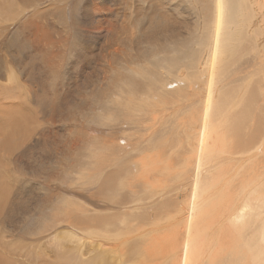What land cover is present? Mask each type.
I'll return each instance as SVG.
<instances>
[{
    "label": "rangeland",
    "instance_id": "obj_1",
    "mask_svg": "<svg viewBox=\"0 0 264 264\" xmlns=\"http://www.w3.org/2000/svg\"><path fill=\"white\" fill-rule=\"evenodd\" d=\"M23 1L24 0H2L3 4L7 7L8 17H7V15H6V17H5V15H4V17L3 16L0 17V58H1L0 59V72H1L0 73V83L4 82V84L6 83L9 87V85L12 84L11 82H13L10 80V72H9V71H12L13 75H14V80H15L13 86L18 84V89L20 90L21 94L23 95V99H22V97L15 99L13 93H7V90L4 92L0 91V101L11 102V101L17 100V102H22L21 103L22 105L24 104L23 106L26 107L25 109H27V112H28L27 114H23L20 116H5V114L1 110L0 111V127L2 126L3 123H5V127L3 130L0 131L1 132L0 134H2V132L8 133V134H22L25 132L26 133L29 132V134H27L28 136L24 134L25 138L28 137V139H24L23 143L20 144L21 146L17 144V145H13L11 147V149H7L6 146L0 145V210L3 212V214H2V212L0 211L1 212L0 213V216H1L0 217V241H1L0 242V264H60V262H59L60 260L63 264H69L70 261H71L70 264H77V263L78 264H96L98 256L103 255V251L105 252V254L106 253L108 254V255L106 254L107 256L105 255V257L111 262V264H130L125 259L120 258V250L118 248L123 247V249H127V248H130L132 246V243L134 244L136 242H139L138 238L139 237L141 238V236H145V234H143V233L146 232V230L148 228H150V226L151 227L154 226L153 222H157V219L159 221L160 217H162L165 214V212L170 214V217H169V219H167V221L163 220L164 222H166V223H164V222L163 223L168 226L167 229L170 232L172 230H175V229L178 231L179 229L185 228L184 225L188 224L190 222V218L192 217V215L194 217V216L199 214V211H201L203 206L206 205L205 202L207 200L210 201L212 199L211 202L208 201V203H207V204L211 205L214 202L215 203L219 202L217 200H221V199L224 200L225 199V201H226L227 197L230 198V195H231L230 191L231 190L229 188L234 189L236 191V194H235L234 193L235 191L233 190L234 196L231 195V197H232L231 199L233 201H229V203H228V209L232 210V208L239 206V203L241 204V203L247 201L248 199H250L251 195L255 192L256 189H261L264 186V171H263L264 170V163H263L264 162V150H263L262 145H261L264 143V141L261 140V142L259 144L260 146L258 145L257 147L256 146L251 147L252 149L249 148L248 146H245L243 148V150L241 149V146L245 143V139H246L245 134H246V132L251 131L253 124H248V127H250V128L247 127L246 128L247 130L243 128L242 130H245L244 132L241 130V132L244 133L245 139H244V137H242L243 135H241V137L238 136V137H236V139L234 138L235 140L231 141V143L234 142V145H235V146L233 145L234 149H232V150L228 147V145H226L227 138H229L228 133L230 135V129H228V127L225 126L226 128L224 127V129H223L224 143L221 144L222 147H220V145H219L216 148L217 150H215L211 153H206L205 156H206V158H208L207 159L208 162L204 161L206 158H204L201 155V152L199 150V148H202L201 145H203L202 150L205 149L206 143L205 142L203 143V141L206 140L205 138H207L209 133L210 134L212 133V130H208L207 128H202L203 127L202 126L203 119L201 116L202 114L200 116H199V114L202 113L201 111H203V109H201V111H199L200 107H202V105H201L202 103L200 104V102H202V98L204 97L203 96L204 92H206L209 85H210V88L213 90V93H215V91H216V89H218L220 83H223L225 80H227V81L235 80V78L237 76L233 73H229V71H227V70L223 71L221 74H219V76H214V78L215 77L216 78L214 79V81L212 83L213 85H212L209 81H207L211 77H208V79L206 80V74L209 73L210 70H207L206 72L204 71L201 74L200 69H197V71H196V69H193L194 71H192L191 68H190L191 70L188 68L189 70H187V72L192 71V75H193V76H191L190 80L192 82L196 80V83L198 82V84L201 87H203L202 88L203 93L201 90H199V89H201L200 86L198 84H196L195 82H193V84L198 89L195 86L194 87L196 89L194 87H192L193 84L187 80H185V81L183 80L184 81L183 83L175 82L174 89H175V87L178 88L177 90L175 89L176 91H179V90L182 91L183 90V93L181 92V94H183V95L186 93H188V94L185 95V98L184 97L182 98L183 95H180L181 96L180 100L178 98L179 96L176 97L175 99L172 98L173 101L176 102V103H174V106H173V104H170V103H172V101H169V102L166 101V103H163L164 105L160 104L161 99H162V101H164L163 100L164 98L160 97V93H162V92L158 91L156 88L153 89V88L148 87V89L145 90V92L147 91L146 93L143 92L144 94H142V92H140V93L138 92L135 95V92H133V91H130V93L125 92L123 94V88L120 86V96H119L118 101H117V103L120 105V109H125V107H126V109L127 108L132 109L130 111V114L126 113V115H124L121 118L123 120V121L120 120L121 122H118V121L116 122L115 120H112V119L108 120L114 115L115 110H110V109H107L105 107L98 106L97 104H95L93 101L99 102L100 100L98 97L92 96L94 93H90V94L87 93V95L90 97L91 100L90 99H86V100L84 99L85 102L83 100L77 99V98H79V96H75L76 98L74 97V99L71 96L70 99H68V101H66L67 104L65 103L64 105H62V111L60 113H57L54 116V112H53V109L51 107V103H53L54 101H57V98H54L52 96L53 94H55L58 91H60L63 95L64 94L66 95L68 92L69 93L71 92L72 93L71 95H73L74 93L75 94L78 93L79 92L78 90L81 89L80 88L81 84L79 82L80 87H78V85L75 84V81H79L78 79L80 78V75L83 72H87V71H89V69L93 70L95 68L94 66H96V65H98V67L99 66L102 67V69L100 67L96 71V73H101L102 75H104L106 77L105 83H107V81L109 83L110 81H112L111 79L120 78V75H119L120 72L119 71L122 69V66L124 65L122 57L125 55L130 56V54L134 55L135 52H136L135 55H137L138 52L136 51V46L139 43H141V45H145L148 43L147 40H143L144 37H143L142 33H144V31L139 30L140 25L138 26V23H137L138 18L143 16L145 19L144 21H145L146 26L147 25H148V27L150 26V21H149V19H147L148 17L146 15H142L141 12L139 11L141 9L146 13L150 12V10H148V9H150V7L148 6V4L145 3V1H144V3H141L143 1L140 2L139 0H133V1H131V0H125V1L120 0L119 2H117L118 4H116V2H113L114 4H112L111 0H100L101 3L100 2H98V3H99V6L102 8V11L96 15L99 19H101L102 22L98 24V28H94L93 26H88V27L84 26L83 27L84 30H82L83 34H84V39L81 41L78 38H73L72 36H69V39L71 41H74L72 43L77 44V47H74V50L72 52L68 51L66 54H65L64 49H63L64 46H59L58 38L56 37L57 36L56 31H55V33L51 34L52 29H53L52 27L55 25L54 22H56V19L54 16L55 12H53V9H55L56 7L63 8L65 6H67V3H65V0H43V2H41V4L38 3L39 0H37V1L36 0H30V1L25 0V1H27V2L24 1L25 3ZM72 1L75 3L76 7H78L77 8L78 9L77 14L80 15V18L85 19L86 14L92 13V12H90V10H88L86 8V0H71V2ZM131 2H134V3L136 2V3H135V5H134V3L132 5ZM129 3L135 7L130 6ZM184 4L188 5L187 3H184ZM26 5L28 7H24ZM137 5H140L141 7L138 6L139 8H137L136 7ZM37 6H39V7H37ZM40 7H42V8H40ZM187 7L188 6H186L185 8H187ZM185 8H184V10H185ZM188 8L191 10L186 11L185 15L189 16L190 24L194 25L195 22L197 23L196 12H198V11L196 8L195 9H192L191 7H188ZM188 8H187V10H188ZM39 9H40L41 13H40ZM137 9H139V10H137ZM33 10H35L34 13H32ZM131 10H133V11H131ZM37 11H39L38 14H35ZM124 13L125 14L127 13L126 14L127 16H125ZM46 14H49V15H46ZM254 14H255V16L259 17L260 20H262L260 22V24H264V5L262 3H256L255 4ZM31 16H33L34 18ZM174 17L175 16H173V18ZM7 18H9L10 20ZM174 19H175V20H173L174 26L178 25L179 23L176 21L177 18H174ZM253 19L255 20V17ZM48 22L51 23L52 27H50L51 25H49L50 23H48ZM171 24H172V22H171ZM8 26H9V28H8ZM146 26H145V28H146ZM4 27H7V29H9V30H6L5 32L2 31L1 29ZM54 29H56V28H54ZM87 29L90 31V34L96 33L99 37L95 38V39H98L97 40L98 42L94 41L95 43H93L91 45V47L85 48V46L83 44H84V42H86L88 40V38L86 37V35L88 34ZM10 30H11V32H10ZM145 30H147V28ZM184 31L186 32L187 28H184ZM138 32H140L142 36H140V34ZM26 33H28V34H26ZM31 33H32V36H31ZM155 35L158 36L159 34H155ZM106 36H108L107 37L108 40L106 39ZM132 36H133V38H132ZM161 36L162 35H160V37ZM257 36H259V37L262 36L261 37L262 39L260 38L261 40H259V42H258V44L262 48L264 46V40H263L264 39V31H263L262 35L259 33V34H257ZM53 38H54V40L51 42V40ZM120 39H121V41H120ZM144 39H147V38L145 37ZM126 40H128V41H126ZM140 41H142V42H140ZM29 42H30V44H28ZM27 44L30 46H28ZM134 45H135V50L133 48ZM196 46L197 45L194 44V42H193L191 47L193 49H195L194 47H196ZM34 48H35V50H34ZM77 51L81 55L86 54L87 60H89V56H91L93 58V60H91L92 61L91 62V68L90 67L88 68V64L85 60H78L77 56H74V55H72L73 57L71 56V54H74V52H77ZM54 55H57V57H55ZM98 57H100V58H98ZM50 61H52V62H50ZM224 61H228V60L224 59ZM110 62H115V63L113 64V66L110 67L109 66ZM144 65H146V64H144ZM257 66H258L257 71H255L254 67L251 68L250 73H248L245 78L247 79L246 81H249L250 77L254 76L253 77L254 79H252L253 83H250V85H252V84L256 85L257 84L258 88H259L260 81L264 83V80H263L264 79V65H263V67L261 64H258ZM62 68L65 69L64 76H66L65 78L67 80V83H64L58 77V70H60L62 72V70H61ZM255 72H256V74L253 75L252 73H255ZM54 75L55 76L57 75V77L54 78ZM202 75H204V76H202ZM198 76H199V78H198ZM200 76H202V78H200ZM262 76H263V78H262ZM220 77H222V79H220ZM223 77H226V78H223ZM227 77L229 79H227ZM52 78H54V79H52ZM57 78L59 80H61L60 83H62V85H60V83H58L59 81ZM197 78H198V81H197ZM245 78H242L239 81H236L235 84H237V85H234V86L230 85V86L225 88L226 94L231 93L233 90V93H231V95L232 94H233V96L235 94L238 95V97L234 96V97L239 98V99L236 98L237 104H238L239 100H240L241 104L245 100L244 99V88H243ZM260 78H262V79L259 80ZM199 79H200V82H199ZM201 79H203V80L205 79L204 81L206 83H204L203 80H201ZM52 80H55V81H52ZM209 80L211 81V79H209ZM241 81L243 83L241 86H239ZM15 82H16V84H15ZM189 82H190V85L192 87L191 88L192 90L190 89ZM214 82H216V83H214ZM68 83H71V85L68 86ZM81 83H82V79H81ZM99 84H101V83H99ZM215 84H218L215 86L216 88L214 87ZM52 85H54V87ZM180 85H184L185 87H186V85H188V86L185 89L184 86L182 87ZM91 86L92 85H89L88 89H90ZM178 86H180V87H178ZM220 86H222V85H220ZM227 88H228V90H227ZM229 88H231V89H229ZM82 89H83V87H82ZM184 89L186 92L184 91ZM193 89L198 90V93H197V91H195V90L194 91L196 92V94H199V95L195 94V96H194L195 92L193 91ZM204 89H206V90H204ZM235 89H236V93H235ZM241 89L243 90V92ZM100 90H102L101 92L104 93L103 98L106 97L107 95H110L109 94L110 89H108L105 85L98 87V91L96 93L100 94ZM64 91H65V93H64ZM199 91H201V93ZM237 92H242L243 98H241L242 94L241 93L238 94ZM246 92H247V90H246ZM246 92H245V96L246 95L248 96V93H246ZM173 93L174 92H172L170 95H172ZM191 93L193 94L192 96H191ZM45 94L48 95V100H49L50 105H47L48 107L39 105V107L37 106V108H36L38 97L41 100ZM128 94H129L130 98H129ZM200 94H203V95H200ZM139 95H140V98H139ZM133 96H134V99L131 98ZM193 96L195 98H193ZM199 96H202V98H200ZM136 97H138L139 100L136 99ZM158 97H159V99H158ZM154 98H156V99H154ZM196 99H197V101H196ZM156 100H157V102H159V104L155 103ZM177 100L178 101L182 100V101L178 102ZM198 100L199 101L201 100V101L199 102ZM87 101H88V103H87ZM90 101H92L93 104ZM145 101L147 102V104ZM189 101H193L191 103L192 105L189 104ZM77 102H79L80 104ZM110 102H107L108 106L111 104ZM124 102L126 105H124ZM148 102H149V104H148ZM151 102H152V105H151L152 107L150 106ZM215 102H213V103L210 102L211 103V104H209V107L211 106L210 110H212V107H214L212 105L216 104ZM255 102H253V103H255ZM193 103H194V105H193ZM253 103L248 102L244 106L238 108V110H241L244 108L245 110H243V111L241 110V111H242V113L243 112L246 113V114H241V111H240L238 117H239V120H240V118L242 119V120H240L241 123L242 122H251L254 120L253 111L255 108L258 107V105H259L258 109H260L261 105H260L259 101L256 102V103H259L258 105L256 103L255 104H253ZM154 104H155V106H154ZM166 104L168 106L172 105L169 107L171 109H172V107H173V109L175 107L176 108L179 107V108H178V110L175 109V111L172 109L175 112V113H172V112H169V108H167L168 106ZM176 104L178 105V107ZM195 104H196V106L198 104H199V106L201 105L200 107L198 106L199 110L195 106ZM94 105H96V106H94ZM140 105L142 107H140ZM183 105H185V106H183ZM192 106H195L193 108V110H191ZM249 106H250V108H249ZM251 106L254 109H252ZM246 107H247V110H246ZM41 108H43V109H41ZM161 108L164 110V111L162 110L163 113L161 112L162 114H164V116L161 114H160L161 116H158L160 113L159 109H161ZM40 109H41V111H40ZM142 109H143V112H142ZM42 110H44V111H42ZM156 111H159V112H156ZM176 111H179L178 114ZM191 111H194V112L197 111L198 113L199 112L200 113L198 114L196 112L197 114L195 113L196 114L195 115V114H192L194 112H191ZM147 112H149V113H147ZM168 112L171 113L172 115L175 114L176 116L175 115L172 116L171 114H170L171 115L170 116L167 114ZM186 112H187V114H186ZM228 112H230V111H228ZM146 113L148 115L149 114H153V115L149 116L150 117V119H149L147 117L148 115ZM179 113L181 114L180 117H179V115H180ZM92 114L95 115V119H90L88 117L89 115H92ZM154 114L155 115L157 114V116L155 117ZM165 115H168V117ZM183 115H185V116H183ZM187 115H189V118L192 117L191 115H193V117L190 118L191 120L194 118L193 122L191 121V124L193 125L194 121L196 120L197 122H199L198 123L199 126H197L198 124L195 122L194 125L197 124L196 125L197 127L196 126H195L196 128L194 126H193L194 128L191 127L190 121H189L190 119L188 118V120H187V117H188ZM216 115H217V113H216ZM129 116H131V117H129ZM197 116L199 119L196 118ZM244 116H245V118H244ZM145 117H147L148 119ZM142 119L144 122H147L149 120L148 123H150V124L147 125L148 123H144L142 121ZM146 119H147V121H146ZM154 119L155 120L157 119L158 121L156 120L157 121L156 122ZM131 121H133L134 125L131 123ZM134 121H136L138 126ZM186 121L187 122L189 121V123H188L189 125L185 126L184 122H186ZM42 122L45 124H42ZM128 122H130L131 124H129ZM127 123L129 125H127ZM139 123H141L140 126H139ZM141 126H142V129H141ZM181 126L182 127L184 126V127L182 129H180ZM188 126H190V127H188ZM35 127H37V128H35ZM149 127L151 129H148ZM156 127L157 128L163 127L165 130L163 128L162 129L160 128L161 130L158 131L159 129L155 130ZM152 128L154 131L152 130ZM184 128H186V129H184ZM183 129H184V131H182ZM202 129L204 130V132H207V131L208 132L203 133ZM79 130H81V131H79ZM150 130L155 132V133L158 132L157 133L158 135H155ZM176 130L181 131V132H177ZM197 130H198V132L196 133ZM200 131L202 132V134ZM125 132L129 136L125 135L126 134ZM184 133H185V135H184ZM191 133H192V136H194L195 133H196V135L194 137H192ZM224 133H226L227 135H225ZM85 134L87 135V137H85L86 136ZM90 134H92V135H90ZM197 134H199V135H197ZM203 134L204 135L208 134V135L204 136ZM89 136L90 137L92 136L93 138L92 137L90 138ZM147 136L149 138H147ZM22 137H23V135H22ZM104 137L106 139L108 138V140H106ZM203 137H204V139H203ZM30 138H31V140H30ZM127 138H129V139H127ZM130 138H132V139H130ZM201 138L203 139V141L201 140ZM144 139H147V141H149L150 143L146 142V140H144ZM186 139H187V141H186ZM173 140L175 143L173 142ZM236 140L237 141L243 140V141L238 143ZM143 141H145V142H143ZM184 141L187 143H185ZM106 142H107V144H105ZM119 142L121 145L119 144ZM165 142H168L170 145L166 144ZM192 142H193V144H192ZM200 142L202 144H199ZM7 143L8 142H6V144ZM98 143L102 146L101 149H100V146ZM117 143L120 145V148H119V145ZM147 143H148V145H150L151 143H152V145H155L156 150L152 149V148H154V146L152 147L150 145L148 147ZM240 143L242 144L241 146L239 145ZM93 144H94V146H93ZM143 144H145V145H143ZM194 144H195V147H194ZM107 145H109L111 149ZM141 145L144 146V148H146V149L140 148ZM105 146H107L110 150ZM236 146H239V147L236 148ZM112 147H117V148L116 149L113 148L114 150H112ZM147 147L151 148L153 151L151 152ZM161 147H162V149H160ZM259 147H260V149H259ZM86 148H88L87 149L88 151L86 150ZM78 149H79V151H78ZM82 149H85V150H82ZM129 149H132V151H130ZM141 149H142V152L140 151ZM147 149H148V151H147ZM238 149H239V152L243 155V157H245V159L241 158L242 155L240 153H239V155L237 154L238 152L236 150H238ZM249 149L251 152L249 151ZM253 149L254 150L259 149L258 151L256 150V154L257 155L259 154L258 156L255 155V151H252ZM115 150H118V152ZM135 150H136V152L137 151L138 152L136 153ZM162 150H164V151L162 152ZM233 150L235 151L236 154L235 153L233 154V152H232ZM95 151H97V152H95ZM111 151H113V152H111ZM125 151H127V152H125ZM147 152L150 155H154V152H155L154 161H156V159L157 160L161 159L163 161V158H166L167 160L164 161V163L162 164L163 168H159V166H157L156 164L154 167H152V164L151 165L150 164L145 165L143 163V161L141 163L142 156L144 157V156L149 155V154L146 155ZM246 152H247V154H245ZM89 153H91V156H87ZM97 153L100 155H98ZM113 153H115V154H113ZM125 153H129V154H125ZM142 153H144V154H142ZM221 153L225 154V157H223V155ZM231 153L233 155H231ZM79 154H81V156ZM167 154H168V157H171V156H173V158L176 157V161H173L175 159L172 160L171 159L172 157L167 158ZM84 155H85V157H83ZM128 155H130L131 157ZM235 155H236V157H234ZM72 156H73V158H72ZM140 156H141V158H140ZM193 156H195V157L193 158ZM196 156H198L199 158ZM230 156H233L232 157L233 159ZM238 156L239 157L241 156V157L239 158ZM43 157H45V158H43ZM158 157H160V158H158ZM188 157L190 158L189 159L190 161L192 160L191 162H194V161L196 162V163L195 162L191 163L193 165L196 164L195 165L196 167L194 166L195 168L189 164L190 161H188ZM219 157H221V158H219ZM38 158L41 160V164H43V162H42V160H43L44 164L46 166L57 167L58 169L55 168L56 169L55 173L58 171L62 172V170L64 172V173L63 172L59 173L57 178H56L57 180L51 181V183H54L56 181L58 185H60V183H61L62 186H68L66 189L68 191H70V193L65 194L66 192L62 188H57V190L53 191V192H55L57 194L61 193L60 198L69 199L70 201H72L73 205L80 206V207L82 206V209H84V207H86V208L89 207L90 209L88 208L89 212H87V214L90 213L91 215L89 214V216H86V219L84 217V218H80V220H77L76 222H74L75 220L72 219L73 217H71V218H68L69 216L67 218H66V216L64 217V215H69V214H63V216H59V218L56 221L49 218L48 222H47L49 224H47V223H46L47 225L41 224L42 229L40 228V226L39 227L37 226L38 227L37 231L28 228V227H31V226H28V224L31 225L30 221H33V219H35V217H37L36 214L38 215V211L37 212L35 211V208H36L35 206L37 203H39V200L42 198L41 197L42 194L39 195L37 193H32L31 190L37 188V187L32 188L33 183L36 186V183L31 180L33 175L32 174L24 175L23 171L26 169H29L30 167H33L35 165H37V166L41 165L39 163L40 160ZM120 159L121 160L123 159V161H121ZM170 159L173 161V163ZM256 159H258L260 162L261 161L262 162L257 163L259 161L257 160V162H256ZM74 160H75V162H73ZM209 160H210V162H209ZM177 161H178V163H177ZM175 162L177 164H174ZM230 162H231V164H228ZM36 163H38V164H36ZM169 163H170V166H169ZM214 163H216V164L213 165ZM245 163H247V164L245 165ZM157 164L161 165L160 163H157ZM199 164L202 167H204V166L205 167L202 168ZM203 164H204V166H203ZM259 164H261L262 166L260 165V167H259L258 166ZM69 165H71V167H69V169H67ZM166 165L168 168L165 167ZM172 165H175V167H172ZM178 165H179L180 169L176 171V169H177L176 167ZM230 165H232V166L230 167ZM73 166H74V168H72ZM125 166H127V167H125ZM187 166H190V167H187ZM219 166L222 167V169H224V170L222 171V169H220ZM233 166H234V170H233ZM14 167H16V168H14ZM183 167H186L187 169L183 168ZM198 167H200L201 173L199 172ZM2 168H4V169H2ZM59 168H61V169H59ZM118 168L121 169V173H120V171H117V170H120ZM147 168H149L148 170H150V172H148ZM173 168L174 169L176 168V169L174 170ZM205 168L207 169L206 170L207 175L205 172ZM72 169H73V171H72ZM181 169L183 170V172ZM225 169L228 173L225 171ZM248 169H249V171H248ZM155 170L157 171V173ZM166 170H168V171H166ZM216 170H218V172ZM110 171L111 172L117 171L116 173H118V179L116 178V181H115L114 185H112V189L110 190V192L105 191L106 189H108L107 187H109V186H105L106 189L104 191H101L98 188L97 182H93V184H92V176H93V180L95 179V181H97V177H100L99 174L103 175L102 173H104V175H106L107 174L106 172L109 173ZM145 172H147V173H145ZM184 172H186V173H184ZM239 172H242V174H240ZM258 172H261L260 174H258L260 176L256 175V177H255V174H257ZM53 173H54V170L52 171L51 174L53 175ZM208 173H210V174H208ZM172 174H174V175H172ZM175 174H176V176H175ZM187 174H189V175H187ZM194 174H195V176H194ZM200 174L202 175V177ZM246 174L247 175L252 174V176H254V178H252V182H250L251 180H249V181L246 180V179H249L250 177H252L250 175H249L250 177L248 176L249 178L244 179L248 182V185L246 187H243V185L246 183H244L245 182L244 180H243L244 182L242 183V181H241L242 179H240V177L243 178V176H245ZM119 175H122V177H121L122 179L119 177ZM144 175L146 176L145 178H144ZM149 175H151L150 178L155 182L150 183V184L149 183L146 184L145 180H146L147 176H149ZM210 175H212V177ZM220 175H221V177H220ZM241 175H243V176H241ZM157 176H158V178H157ZM216 176H219L220 178L216 177ZM231 176H233V177L235 176L234 177L235 180H233L234 185L232 184V180H231L234 178H232ZM128 177H129V179H128ZM182 177H183V179H182ZM207 177L208 178L211 177L212 179L208 180ZM228 177L229 178L231 177V178L229 179ZM237 177H238V179H237ZM258 177L260 179L256 180V179H258ZM131 178H132V180H130ZM165 178L167 179L166 181H165ZM178 178H180V179H178ZM25 179H27V180H25ZM41 179L43 180V175L41 178H39L38 181L41 182L42 181ZM76 179H77V182H75ZM119 179H120V181H119ZM184 179H185V182L183 181ZM190 179H192L193 181ZM63 180H65L64 181L65 183H63ZM88 180H90L89 183H91V184L85 185L89 188L88 190L87 189L85 190L82 187L83 186L82 183L85 184V182ZM186 180L189 184H187ZM198 180L202 181L203 183L199 182ZM66 181H67V183H66ZM125 181H127V182H125ZM170 181H172V182H170ZM194 181H196V182L198 181V182L196 183ZM256 181H257V183H256ZM130 182H131V184H129ZM141 182L144 184V186H143V184L142 185L140 184ZM162 182H163V184H162ZM222 182H224V184H222ZM239 182H241L243 185L241 186V183H239ZM126 183H127V185H126ZM135 183H136L137 187L135 186ZM167 183H169V186L170 187L172 186L173 189L168 187ZM170 183H171V185H170ZM215 183H216V186L217 185H220V186L217 188L215 186ZM151 184H154L156 186L151 185ZM195 184H196V186L198 185L199 187L194 186ZM257 184L259 186H255ZM128 185H129V187L131 186L130 187L131 190L129 189ZM138 185H139V187H138ZM238 185L242 187V189H241V187L239 188V190H240L239 193H238V189H237ZM249 185H251V186H249ZM253 185L256 188H254ZM3 186H5V187H3ZM8 186L10 188H8ZM80 186H81V188H80ZM96 186H97V188H96ZM190 186H191V188H190ZM232 186H233V188H232ZM248 186H249V189H247ZM11 187H12V189H11ZM135 187H136V189H133ZM209 187H213V188H209ZM251 187H252V189H251ZM119 188L123 189V190H120ZM137 188H139V190ZM198 188H200L201 191H199ZM92 189H94L95 192H94V190L91 192ZM140 189H141V191H140ZM156 189H158V190H156ZM135 190L137 193H138V191H139V194L141 193L140 195H142L141 196L142 199L140 198L139 194L135 193ZM155 190H156V192H155ZM183 190L184 191L186 190L185 193ZM192 190H194V192L196 190V192L194 193ZM202 190H203V192H202ZM205 190H206V192H205ZM244 190H245V192H244ZM130 191H132V192L129 193ZM209 191H210L211 195L210 194L206 195V193H209ZM218 191H220V192H218ZM9 192L10 193L12 192V194H11L12 196L10 195ZM43 192L44 191L42 190V193ZM127 192L130 194L131 197L129 196V194L127 195ZM133 192H134L135 196L133 195ZM146 192H147L146 195H149L151 197L147 198V196L144 195ZM177 192H179V193H177ZM228 192H229V196L226 194ZM98 193L103 194V195L105 194L104 195L105 198L103 197V195H99ZM150 193H151V195H150ZM169 193H170V195H169ZM237 193L239 195L236 197ZM70 194H71V196H69ZM107 194H108V196H107ZM124 194L128 197L129 200L125 197ZM136 194L138 195V198L136 197ZM175 194H178V196ZM165 195L169 199H167V197ZM222 195L224 198L222 197ZM10 196L12 197L11 199H13V200H11L9 198ZM132 196L135 198H133ZM182 196L184 197V199ZM187 196L190 197L189 198L190 200L187 198ZM220 196L222 198H220ZM2 197L6 198V203L8 206L6 204H4L5 200H4V198L2 199ZM158 197H159V199H158ZM233 197L235 198V200L233 199ZM97 198L99 199V201ZM139 198L142 200L141 202H140V200H137ZM209 198H211V199H209ZM244 198H246V199L244 200ZM120 199H121V201H120ZM238 199H240L241 202L238 201ZM146 200H149V201H146ZM150 200H151V202H150ZM158 200H160V201H158ZM168 200H170V201H168ZM35 202H36V204H33ZM159 202L161 204H163V206H165V204H166V206L168 208L162 207L159 204ZM185 202H187V203H185ZM230 202H232L233 204L231 203V205H230ZM26 203H28V205ZM151 203H153V204H151ZM171 203H172V205H171ZM176 203L178 204V206ZM173 204H174V206H173ZM4 205H5V207H3ZM26 205L28 207H26ZM95 205H97V206H95ZM160 206L162 207L163 210L160 208ZM169 206H170V208H173V209H170ZM32 207L33 208L35 207V208L33 209ZM155 207H157V208H155ZM23 208H25L27 211L24 210ZM2 209H5V210H2ZM186 209H188L190 212ZM192 209H193V211L196 209L198 211L196 210V211H194V213H191ZM171 210H173V211H171ZM178 210L181 211L182 214H180L181 212L179 213ZM138 211H140V212H138ZM11 212H13V213H11ZM118 212H124L125 215H124V213L121 214ZM129 212H131V215L128 214ZM157 212H159L160 216L156 215ZM7 213H8V215H7ZM27 214H29L31 216H29V215L27 216ZM25 215H26V217H25ZM181 215H182V217H181ZM132 216L136 217L134 220L135 223L132 222V220H133ZM155 218H156V221L154 220ZM92 219H94V220H92ZM143 220H144V222H143ZM170 220L172 222H170ZM69 221H71V222H69ZM128 222L130 225L128 224ZM137 222H139V223H137ZM140 223H142L144 226H142L140 229L138 228L137 230H135L136 232L134 234L133 233H131V234L127 233V231L133 230L134 228H132V227H135L136 224H137V227L141 226ZM79 224H80V228L78 227ZM173 224L175 226H173ZM97 226L99 229L97 228ZM103 226H104V229H107V230H105L106 236H105ZM158 229H156V231L161 232V229L160 228H158ZM92 230H93V232H92ZM95 230H96V232L97 231L99 232V233L97 232L98 233L97 235H96V232L94 233ZM100 230H102V231H100ZM29 232H31V233H29ZM140 232H143V233L138 237ZM115 233L117 236L115 235ZM127 235H128V238H130V239H128L126 237ZM45 238H46V240H45ZM96 238H98V239H96ZM131 239H133V241H130ZM10 240H13V241H10ZM93 240H94V242H93ZM25 241H26V243H25ZM21 242H22V244H21ZM94 245L97 247L95 248ZM72 246L77 248V250L75 248H73ZM111 246H113V247H111ZM62 247H63V249H62ZM110 248H112V249L110 250ZM72 249H73V251H72ZM62 250H65V251H62ZM109 250H110V252H109ZM61 251H62V253L64 252L62 254L63 256L60 255ZM114 253L116 254V256ZM35 255H36V257H35ZM84 260H85V262H84ZM92 261H93V263H92ZM124 262H126V263H124ZM133 262L137 263L136 260H133Z\"/></svg>",
    "mask_w": 264,
    "mask_h": 264
},
{
    "label": "bare ground",
    "instance_id": "obj_2",
    "mask_svg": "<svg viewBox=\"0 0 264 264\" xmlns=\"http://www.w3.org/2000/svg\"><path fill=\"white\" fill-rule=\"evenodd\" d=\"M25 1V0H24ZM23 1V2H24ZM30 1V0H29ZM28 1V2H29ZM37 1V0H36ZM120 0H111L112 4H114L113 2H116V4H118L117 2H119ZM125 1V0H124ZM133 1V0H131ZM141 3H145L148 4V6L150 7V12L149 13H146L144 12L143 10H139L141 12L142 15H146L150 21V26L148 27V25L146 26L145 24V19L143 16L139 17L138 18V26H139V30L141 31H144V33H142L143 37L147 38V39H144L143 37V40H147L148 43L145 44V45H141V43H139L137 46H136V51L138 52L137 55L136 52L134 55H131L130 56H123L122 59H123V63L124 65L122 66V69L119 71L120 72V78H114V79H111L112 81H110L108 83H105V80H106V77L104 75H102L101 73H96V71L101 67L98 65L94 66L95 68L93 70H90L87 71V72H83L81 75H80V78L78 79L79 81H75V84L78 85V87H80L81 89L78 90L79 92L78 93H74L73 95H71L72 93L68 92L66 95L62 94L60 91L56 92L55 94H53L52 96L54 98H57V101H54L53 103H51V107L53 109V112H54V116L57 114V113H60L62 111V105H64L66 103V101H68V99H70V97L72 96L73 99L75 96H79V100H83L84 99H90V97L87 95V93H94L92 96L93 97H98L99 98V102L98 101H93L95 104H97L98 106H102V107H105L107 109H110V110H115L114 112V115L108 119V120H115L116 122H121L123 121L121 118L126 115V113H129L130 114V111L132 110L131 108H127L125 107V109H120V105L117 103L118 101V98L120 96V86L123 88V94L126 92V93H130V91H133L135 92V95L139 92H142V94L146 93L145 90L148 89V87L150 88H156L158 91H161L162 93H160V97L161 98H164L163 100L165 101H162L161 99V103L160 104H163V103H166V101H172V103L170 104H173L174 106V103H176L175 101H173V99H175L176 97L179 98L180 100V95H183L181 94V92L183 93V90H179V91H176L178 88L175 87L174 89V84L175 82H181L183 83L185 80L187 81H190L192 84L193 82L196 83V80L195 81H191L190 78L192 75V71H194L193 69H200L201 70V74L202 72H206L207 70H210L209 73L206 74V80L208 79V77H211L209 79H211V81L208 79L207 81H209L211 84L213 83L214 79V76H219V74H221L223 71H229V73H233L235 74L237 77L235 78V80H230V81H227L225 80L223 83H220V86L218 87V89H216L215 93H213V90L210 88V85L208 86L206 92H204V95L203 94H200V95H203L204 97L202 98V96H199L200 98H202V102H200V104L202 105V107L199 106V104L195 106L198 108V106L200 107V110L198 108L199 111H201V109H203V111H201L202 113H197L199 114V116L201 115L202 116V119H203V124H202V128H207L208 130H212V133L207 136V135H204V136H207V138H205L206 140L203 141V139L201 138V140L203 141V143L205 142L206 143V147L205 149L202 150L203 148V145L202 148H199L200 152H201V155L206 158V153H211L215 150H217L216 148L220 145V147H222V143H224V136H223V129L225 126L228 127V129H230V135L228 133V136L229 138H227V143L226 145H228V147L232 150L234 149V142L231 143L232 140H235L236 137H241V135H243L242 137H244V131L245 130H242L243 128L246 129L248 127V124H253L252 126V129L250 132H246V139H245V143L242 145L241 143L239 144L241 146V149L243 150V148L245 146H248L249 148L251 147H254V146H258L261 142V140L264 141V83L260 81V85H259V88H258V85H250V83H253L252 82V79H254L253 77L254 76H251L250 77V80L249 81H246L247 79L245 78L247 76L248 73H250V69L251 68H255V71H257V65L258 64H261L262 67L264 65V46L261 48V46L258 44L259 40H261L262 36L259 37L257 36V34H263V31H264V24H260V22L262 20L259 19V17L255 16L254 14V6L256 3H262L264 5V0H139ZM27 2V1H25ZM24 2V3H25ZM32 2V1H31ZM41 2H43V0H39L38 3L41 4ZM57 2V1H56ZM100 0H86V8L88 10H90V12L92 13H89V14H86V18L85 19H82L80 18V15L77 14V8L75 3L71 0H65V3H67V6L63 7V8H59V7H56L55 9H53V12L54 13V16H55V19H56V22L55 25L52 27L51 23L49 25H51L50 27H52V32L51 34L55 33L56 31V34H57V38H58V43H59V46H64V52L65 54L69 51V52H72L74 50V47H77V44L76 43H72L74 41H71L69 39V36H72L73 38H78L80 41L84 39V34H83V27H88V26H93L94 28H98V24L101 23V19H99L97 17L96 14H98L99 12L102 11V8L99 6V3ZM103 2V1H102ZM23 3V4H24ZM101 3V2H100ZM134 2H131V4L133 5ZM136 3V2H135ZM134 3V5H135ZM184 3H187L188 5L184 4ZM33 4V3H32ZM44 4V3H43ZM130 4V3H129ZM130 4V6H132ZM188 7H191L192 9H197L198 12H196V16H197V23L195 22L194 25L190 24L189 22V16L185 15V12L186 11H190L191 9H189L188 7V10L187 8H185L186 6ZM141 7L140 5H137L136 7L139 8ZM144 6V5H143ZM24 7H28L27 5L24 6ZM39 7V6H37ZM50 7V6H49ZM53 7V6H52ZM132 7H135V6H132ZM145 7V6H144ZM143 7V8H144ZM42 8V7H40ZM51 8V7H50ZM54 8V7H53ZM185 8V10H184ZM129 9V8H128ZM25 10V9H24ZM127 10V9H126ZM135 10V9H134ZM35 10L32 11V13H34ZM40 11V9H39ZM37 11L35 14H38ZM128 11V10H127ZM133 11V10H131ZM138 12V11H137ZM41 13V11H40ZM103 13V12H102ZM128 13V12H127ZM126 13V14H127ZM8 14V11H7V7L3 4L2 0H0V17H6V15ZM34 14V15H35ZM125 13L124 15L127 16ZM131 14V13H130ZM129 14V15H130ZM188 14V13H187ZM33 15V14H32ZM45 15V14H44ZM46 15H49V14H46ZM138 15V14H137ZM39 16V15H38ZM53 16V15H52ZM101 16V15H100ZM99 16V17H100ZM135 16V15H134ZM133 16V17H134ZM173 16H175L174 18H177L176 21L179 23H177L178 25H175L174 26V21L175 20L173 18ZM8 17V15H7ZM33 17V16H31ZM30 17V18H31ZM42 17V16H41ZM255 17V20L253 19ZM34 18V17H33ZM146 18V17H145ZM9 19V18H7ZM25 19V18H24ZM10 20V19H9ZM6 21V20H5ZM14 22V21H13ZM23 22V21H22ZM172 22V24H171ZM193 22V21H192ZM191 22V23H192ZM53 23V24H54ZM136 23V24H137ZM176 24V23H175ZM10 26V25H9ZM8 26V28H9ZM147 30H145L146 28ZM11 28V27H10ZM56 28V29H54ZM184 28H187V31L185 32L184 31ZM45 29V28H44ZM2 31H6V30H9L7 29V27H4L1 29ZM46 30V29H45ZM138 30V31H139ZM29 31V30H28ZM11 32V30H10ZM9 32V33H10ZM87 32L88 34L86 35V37L88 38V40L86 42H84V46L85 48L86 47H91V45L93 43H95L94 41H97L98 39H95V38H98L99 36L95 33V34H90V31L87 29ZM141 35L140 32H138ZM28 34V33H26ZM30 34V33H29ZM102 34V33H101ZM155 34H159L158 36H156ZM127 35V34H126ZM160 35H162L160 37ZM9 36V35H8ZM31 36H32V33H31ZM128 36V35H127ZM49 37V36H48ZM103 37V36H102ZM101 37V38H102ZM108 36H106V39L108 40L107 38ZM121 37V36H120ZM44 38V37H43ZM86 38V39H87ZM133 38V36H132ZM261 38V39H260ZM122 39V38H121ZM120 39V41H121ZM45 40V39H44ZM48 40V39H47ZM54 40V38L51 40V42ZM110 40V39H109ZM140 40V39H139ZM264 40V39H263ZM46 41V40H45ZM128 41V40H126ZM132 41V40H131ZM33 42V41H32ZM44 42V41H43ZM98 42V41H97ZM133 42V41H132ZM142 42V41H140ZM196 44L197 46L194 47L195 49H193L191 46L192 44ZM49 43V42H48ZM131 43V42H130ZM30 44V42L28 43ZM27 44V45H28ZM53 44V43H52ZM112 44V43H111ZM115 44V43H114ZM54 45V44H53ZM30 46V45H28ZM36 46V45H35ZM58 46V45H57ZM95 48V47H94ZM134 50H135V45L133 46ZM47 49V48H46ZM84 49V48H83ZM35 50V48H34ZM104 50V49H103ZM133 52V51H132ZM54 53V52H53ZM85 53V52H84ZM47 54V53H46ZM133 54V53H132ZM74 55V56H77V59L78 60H85L88 64V68L90 67L91 68V60H93V58L91 56H89V60L86 59V54L84 55H81L78 51L77 52H74V54H71V56ZM55 57H57V55H54ZM54 57V58H55ZM73 57V56H72ZM95 58V57H94ZM100 58V57H98ZM1 59V58H0ZM102 59V58H101ZM106 59V58H105ZM225 60H228V61H224ZM52 62V61H50ZM100 62V61H99ZM101 63V62H100ZM115 62H110L109 63V66H113ZM52 64V63H51ZM58 64V63H57ZM102 64V63H101ZM146 64V65H144ZM49 66V65H48ZM53 66V65H52ZM56 66V65H55ZM47 67V66H46ZM61 68V67H60ZM120 68V67H119ZM191 68L192 71H189L187 72V70ZM58 69V68H57ZM102 69V67H101ZM190 69V70H191ZM62 72L60 70H58V77L64 82V83H67V80H66V76H64V73H65V69L62 68L61 69ZM71 70V69H70ZM222 70V71H221ZM49 71V70H48ZM10 72V80L13 81L11 82L12 84L8 85L4 82L3 83H0V91L4 92L7 90V93H13L14 94V98L15 99H18L20 97H22L23 99V95L21 94L20 90L18 89V84L13 86L14 84V75H13V72L12 71H9ZM103 72V71H102ZM1 73V72H0ZM12 73V74H11ZM105 73V72H104ZM114 73V72H113ZM196 73V72H195ZM253 75L256 74L255 73H252ZM118 75V74H117ZM118 75V76H119ZM200 75V74H199ZM204 76V75H202ZM202 76H200V78H202ZM57 77V75L55 76L54 75V78ZM51 78V77H50ZM52 78V79H54ZM193 78V77H192ZM199 78V76H198ZM198 78H197V81H198ZM223 78H226V77H223ZM242 78H245V82L243 84V88H244V101L243 103L241 104L240 100L238 102V104L236 103L238 95H234V96H237V97H234L233 94L231 95V93H233V90L231 93H227L226 94V90L225 88L230 86V85H237L235 84L236 81H239L240 79ZM249 78V77H248ZM263 78V76H262ZM262 78H260L259 80H261ZM58 79V78H57ZM81 79H82V83H81ZM196 79V78H195ZM220 79H222V77H220ZM227 79H229L227 77ZM58 79V83H60V81ZM184 80V81H183ZM203 80V79H201ZM205 80V79H204ZM203 80L204 83H206L205 81ZM264 80V79H263ZM48 81V80H47ZM52 81H55V80H52ZM219 81V80H218ZM9 82V81H8ZM42 82V81H41ZM79 82H80V86H79ZM190 82H189V86H190V89L192 87H194L195 85L193 84V86L191 87L190 85ZM199 82H200V79H199ZM217 82V81H216ZM214 82V83H216ZM101 83V84H99ZM240 83V82H239ZM242 81L241 83L239 84V86L242 85ZM16 84V82H15ZM48 84V83H47ZM188 84V83H187ZM198 84V82L196 83ZM203 84V83H202ZM201 84V85H202ZM12 85V86H11ZM60 85H62V83H60ZM71 85V83H68V86ZM83 85V86H82ZM89 85H92L90 89H88ZM105 85L108 89H110V95H107L106 97L103 98L104 96V93H102L100 90V94L99 93H96L98 91V87H101ZM199 85V84H198ZM213 85V84H212ZM218 85V84H215L214 87ZM42 86V85H41ZM40 86V87H41ZM54 87V85H52ZM177 86V85H176ZM180 86H184V85H180ZM178 86V87H180ZM188 85H186L187 87ZM200 86V85H199ZM59 87V86H58ZM83 87V89H82ZM181 87V88H182ZM185 87V86H184ZM185 87V89H186ZM196 87V86H195ZM194 87V88H195ZM205 87V86H204ZM189 88V87H188ZM197 88V87H196ZM195 88V89H196ZM202 93H203V87L200 86ZM216 88V87H215ZM45 89V88H44ZM58 89V88H57ZM56 89V90H57ZM125 89V90H124ZM155 89V90H156ZM180 89V88H179ZM184 89V91H185ZM193 89V91L195 90ZM198 89V88H197ZM231 89V88H229ZM240 89V88H239ZM192 90V89H191ZM225 90V91H224ZM228 90V88H227ZM242 90V89H241ZM240 90V91H241ZM247 90V92H246ZM43 91V90H42ZM154 91V90H153ZM176 91V92H175ZM192 91V92H193ZM197 91L198 93V90H195ZM194 91V92H195ZM201 91H199L201 93ZM144 92V93H143ZM172 92H174L172 95H170ZM186 92V91H185ZM184 92V93H185ZM193 92V93H194ZM243 92V90H242ZM242 92H237L238 94H242ZM245 92L248 93V96L246 95L245 96ZM28 93V92H27ZM49 93V92H48ZM65 93V91H64ZM108 93V92H107ZM154 93V92H153ZM152 93V94H153ZM235 93H236V89H235ZM78 94V95H77ZM149 94V93H148ZM170 96H169V95ZM188 94V93H186ZM184 94L182 96V98L184 97L185 98V95ZM196 92L194 93V96H195ZM134 95V96H135ZM141 95V94H140ZM140 95H139V98H140ZM193 94L191 93V96ZM196 95H199V94H196ZM51 96V97H52ZM127 96V95H126ZM129 96V94H128ZM134 96L131 97L134 99ZM142 96V95H141ZM193 96V98H195ZM197 97V96H196ZM246 97V98H245ZM76 98V97H75ZM130 98V96H129ZM173 98V99H172ZM237 98V99H236ZM243 98V94H242V97ZM37 99V98H36ZM35 99V100H36ZM136 99H138V97H136ZM156 99V98H154ZM159 99V97H158ZM91 100V99H90ZM98 100V99H97ZM139 100V99H138ZM190 100V99H189ZM260 103V109H258L259 107V103H256L258 102ZM111 101V102H110ZM178 101V100H177ZM182 101V100H181ZM181 101H178V102H181ZM197 101V99H196ZM195 101V102H196ZM216 101V102H215ZM256 101V102H255ZM85 102V101H84ZM83 102V103H84ZM92 104L93 102L90 101ZM107 102H110L111 104L108 106ZM120 102V101H119ZM131 102V101H130ZM146 102V101H145ZM167 102V103H168ZM193 101H189V104L192 105ZM210 102H215L216 104L212 105L214 107H212V110L211 109V106L209 107V104H211ZM253 103L255 102L258 107L257 108H253L252 106V109H254L253 111V117H254V120L251 121V122H240V120H242L240 118L239 120V113L240 111L242 110H245L244 108L241 109V110H238L239 107H242L244 106L245 104L247 103ZM22 102H17V100L15 101H11V102H2L0 101V111L2 110L3 113L5 114V116H20V115H23V114H27V109H25L26 107L23 106L21 104ZM79 103V102H77ZM88 103V101H87ZM90 103V104H91ZM138 103V102H137ZM154 103V102H153ZM155 103H158L157 100ZM253 103V104H255ZM36 104V103H35ZM67 104V103H66ZM76 104V103H75ZM80 104V103H79ZM91 104V105H92ZM144 104V103H143ZM147 104V102H146ZM145 104V105H146ZM149 104V102H148ZM169 104V103H168ZM184 104V103H183ZM188 104V105H189ZM236 104V105H235ZM39 105H42V106H47V105H50L49 104V100H48V95L45 94L43 96V98L40 100V98L38 97L37 99V104H36V108L37 106L39 107ZM90 105V106H91ZM124 105L125 102H124ZM152 105V102L150 104V106ZM164 105V104H163ZM167 105V104H166ZM177 105V104H176ZM175 105V106H176ZM194 105V103H193ZM256 105V106H257ZM96 106V105H94ZM133 106V105H132ZM149 106V107H150ZM155 106V104H154ZM159 106V105H158ZM157 106V107H158ZM161 106V105H160ZM168 106V105H167ZM172 106V105H170ZM170 106H168L167 108H169ZM185 106V105H183ZM195 106H192L190 109L193 110V108ZM48 107V106H47ZM87 107V106H86ZM140 107H142L140 105ZM146 107V106H145ZM148 107V106H147ZM152 107V106H151ZM178 107V105H177ZM100 108V107H99ZM156 108V107H155ZM179 108V107H178ZM178 108H174L172 107V109L175 111V109L178 110ZM183 108V107H182ZM250 108V106H249ZM39 109V108H38ZM43 109V108H41ZM40 109V111H41ZM83 109V108H82ZM89 109V108H88ZM91 109V108H90ZM106 109V110H107ZM140 109V108H139ZM145 109V108H144ZM149 109V108H148ZM171 108H169V112H172V113H175ZM258 109V110H257ZM84 110V109H83ZM155 110V109H154ZM160 110V113L158 116H161L164 114L163 113V109H159ZM163 110V111H162ZM167 110V109H166ZM165 110V111H166ZM172 110V111H171ZM182 110V109H181ZM197 110V109H196ZM246 110H247V107H246ZM251 110V109H250ZM262 112H260V111ZM44 111V110H42ZM49 111V110H48ZM187 111V110H186ZM230 111V112H228ZM241 111V114H246L245 112L242 113ZM92 112V111H91ZM142 112H143V109H142ZM153 112V111H152ZM155 112V111H154ZM156 112H159V111H156ZM162 112V113H161ZM167 112V111H166ZM167 113L168 115H170L171 113ZM177 114L179 111H176ZM191 112H194V111H191ZM196 112L192 113V114H195ZM49 113V112H48ZM149 113V112H147ZM146 113V114H147ZM196 113V114H197ZM217 113V115H216ZM133 114V113H132ZM161 114V115H160ZM180 114V113H179ZM187 114V112H186ZM195 114V115H196ZM144 115V114H143ZM148 115V114H147ZM153 114H149L147 117L150 119L149 116H151ZM155 115V114H154ZM168 115H165L168 117ZM172 115V114H171ZM170 115V116H171ZM175 115V114H174ZM172 115V116H174ZM133 116V115H132ZM138 116V115H137ZM142 116V115H141ZM157 116V114L155 115V117ZM176 116V115H175ZM181 116V114L179 115V117ZM185 116V115H183ZM187 120L189 118V115H187ZM193 117V115H191ZM85 117V116H84ZM90 119H95V115H89L88 116ZM131 117V116H129ZM140 117V116H139ZM144 117V116H143ZM145 117V118H147ZM178 117V118H179ZM190 117V118H192ZM86 118V117H85ZM126 118V117H125ZM124 118V119H125ZM141 118V117H140ZM144 118V119H145ZM147 118V119H148ZM154 118V117H153ZM162 118V117H161ZM177 118V119H178ZM185 118V117H184ZM183 118V119H184ZM189 118V119H190ZM198 118V116L196 117ZM201 118V117H200ZM245 118V116H244ZM146 119V121H147ZM166 119V118H165ZM186 119V118H185ZM199 119V118H198ZM247 119V118H246ZM106 120V119H105ZM121 120V121H120ZM133 120V119H132ZM155 120V119H154ZM157 120V119H156ZM155 120V121H156ZM194 118L190 121V126L191 127H195L199 122H197L196 120L194 121V124L195 122L197 123L196 125H192L191 124V121L193 122ZM103 121V120H102ZM126 121V120H125ZM140 121V120H139ZM143 121V119H142ZM149 121V120H148ZM147 122H144V123H148ZM158 121V120H157ZM156 121V122H157ZM161 121V120H160ZM183 121V120H182ZM189 121L187 122H184L185 126L186 125H189ZM246 121V120H245ZM44 122V121H43ZM42 124H45L43 123ZM50 122V121H49ZM136 123V121H134ZM174 122V121H173ZM75 123V122H74ZM129 124H133V121L128 122ZM127 123V125H129ZM142 123V122H141ZM139 123V126L140 124ZM153 123V122H152ZM201 123V122H200ZM137 124V123H136ZM150 123H148L147 125H149ZM155 124V123H154ZM170 124V123H169ZM134 125V124H133ZM164 125V124H163ZM138 126V124H137ZM143 126V125H142ZM142 126H141V129H142ZM188 126V127H190ZM199 126V124L197 125ZM196 126V127H197ZM5 127V123L2 124V126L0 127V131L3 130ZM38 127V126H37ZM35 127V128H37ZM122 127V126H121ZM147 127V126H146ZM158 127V126H157ZM159 129L158 131H160L162 128L159 127L157 128ZM166 127V126H165ZM184 127V126H183ZM181 126L180 129L183 128ZM193 127V128H194ZM195 127V128H196ZM144 128V127H143ZM161 128V129H160ZM169 128V127H168ZM179 128V127H178ZM192 128V129H193ZM226 128V127H225ZM250 128V127H248ZM81 129V128H80ZM148 129H151L150 127ZM164 129V128H163ZM172 129V128H171ZM170 129V130H171ZM186 129V128H184ZM184 129L182 131H184ZM189 129V128H188ZM198 129V128H197ZM121 130V129H120ZM153 130V128H152ZM165 130V129H164ZM195 130V129H194ZM199 130V129H198ZM198 130L196 131V133L198 132ZM203 130V129H202ZM226 130V129H225ZM241 130L243 132H241ZM247 130V129H246ZM57 131V130H56ZM81 131V130H79ZM151 131V130H150ZM154 131V130H153ZM151 131V132H153ZM177 131V130H176ZM249 131V130H248ZM37 132V131H36ZM60 132V131H59ZM99 132V131H98ZM177 132H181V131H177ZM188 132V131H187ZM201 132V131H200ZM208 132V131H207ZM207 132H204L203 130V133H207ZM226 132V131H225ZM1 133V132H0ZM76 133V132H75ZM126 133V132H125ZM155 135H158L157 133L153 132ZM160 133V132H159ZM183 133V132H182ZM195 133V135H196ZM29 134V132H25V133H22V134H8V133H5V132H2V134H0V145L2 146H6L7 149H11V147L13 145H20L23 143V140L24 139H28L25 138V135ZM32 134V133H31ZM82 134V133H81ZM93 134V133H92ZM90 134V135H92ZM165 134V133H164ZM202 134V132H201ZM225 135H227L226 133H224ZM240 134V135H239ZM23 135V137H22ZM86 135V134H85ZM95 135V134H94ZM93 135V136H94ZM111 135V134H110ZM124 135V134H123ZM127 135V133L125 134ZM160 135V134H159ZM182 135V134H181ZM185 135V133H184ZM187 135V134H186ZM194 135V136H195ZM199 135V134H197ZM28 136V135H27ZM129 136V135H127ZM131 136V135H130ZM136 136V135H135ZM188 136V135H187ZM186 136V137H187ZM191 136H192V133H191ZM192 136V137H194ZM201 136V135H200ZM32 137V136H31ZM48 137V136H47ZM87 137V135L85 136ZM90 137V136H89ZM92 137V136H91ZM90 137V138H91ZM138 137V136H137ZM152 137V136H151ZM158 137V136H157ZM38 138V137H37ZM93 138V137H92ZM105 138V137H104ZM133 138V137H132ZM130 138V139H132ZM147 138H149L147 136ZM162 138V137H161ZM170 138V137H169ZM198 138V137H197ZM235 138V139H234ZM40 139V138H39ZM106 139V138H105ZM129 139V138H127ZM126 139V140H127ZM143 139V138H142ZM168 139V138H167ZM188 139V138H187ZM186 139V141H187ZM239 139V138H238ZM31 140V138H30ZM29 140V141H30ZM108 140V138L106 139ZM111 140V139H110ZM146 140V142L150 143L149 141H147V139H144ZM150 140V139H149ZM178 140V139H177ZM183 140V139H182ZM189 140V139H188ZM200 140V141H201ZM47 141V140H46ZM58 141V140H57ZM116 141V140H115ZM120 141V140H119ZM124 141V140H123ZM141 141V140H140ZM158 141V140H157ZM161 141V140H160ZM179 141V140H178ZM190 141V140H189ZM197 141V140H196ZM195 141V142H196ZM201 141V142H202ZM226 141V140H225ZM237 141V140H236ZM243 141V140H242ZM240 140H238L237 142H242ZM6 142H8L6 144ZM101 142V141H100ZM99 142V143H100ZM105 142V141H104ZM108 142V141H107ZM107 142L105 144H107ZM145 142V141H143ZM174 142V140H173ZM185 142V141H184ZM194 142V141H193ZM192 142V144H193ZM199 143V144H202V143ZM236 142V143H237ZM26 143V142H25ZM98 143V144H99ZM122 143V142H121ZM147 143V146L149 147L150 145L154 148H152L153 150L155 148V145H152V143L150 145H148ZM155 143V142H154ZM166 144L170 145L168 142H165ZM175 143V142H174ZM187 143V142H185ZM191 143V142H190ZM92 144V143H91ZM103 144V143H102ZM118 144V143H117ZM120 144V142H119ZM118 144V145H119ZM141 144V143H140ZM146 144V143H145ZM143 144V145H145ZM59 145V144H58ZM121 145V144H120ZM120 145H119V148H120ZM134 145V144H133ZM197 145V144H196ZM234 145V146H233ZM262 145V148L264 150V143L261 144ZM21 146V145H20ZM26 146V145H25ZM94 146V144H93ZM100 146V149L102 148V146L99 144ZM109 148L110 146L107 145ZM105 146V147H107ZM116 146V145H115ZM260 146V145H259ZM86 147V146H85ZM91 147V146H90ZM107 147V148H108ZM146 147V146H145ZM147 147V148H148ZM189 147V146H188ZM194 147H195V144H194ZM199 147V146H198ZM239 147V146H236V148ZM23 148V147H22ZM26 148V147H25ZM38 148V147H37ZM108 148V149H109ZM116 149L117 147H112V150ZM131 148V147H130ZM140 148H143V149H146L144 148V146L141 145ZM180 148V147H179ZM225 148V147H224ZM14 149V148H13ZM88 148H86L87 150ZM111 149V148H110ZM109 149V150H110ZM151 152L153 151L151 148H148ZM147 149V151H148ZM162 149V147L160 148ZM193 149V148H192ZM247 149V148H246ZM252 149V148H251ZM260 149V147H259ZM258 149V150H259ZM82 150H85V149H82ZM92 150V149H91ZM130 151H132V149H129ZM257 150V149H256ZM256 150H252V151H255V155L258 156L256 154ZM257 150V151H258ZM79 151V149H78ZM88 151V150H87ZM118 152V150H115ZM114 151V152H115ZM142 152V149L140 150ZM145 151V150H144ZM164 150H162L163 152ZM181 151V150H180ZM223 151V150H222ZM239 155V149L236 150ZM250 151V149H249ZM261 151V150H260ZM92 152V151H91ZM97 152V151H95ZM113 152V151H111ZM127 152V151H125ZM136 152V150H135ZM138 152V151H137ZM136 152V153H137ZM150 152V153H151ZM161 152V153H162ZM230 152V151H229ZM233 154L235 153V151L233 150L232 151ZM251 152V151H250ZM94 153V152H93ZM109 153V152H108ZM130 153V152H129ZM129 153H125V154H129ZM145 153V152H144ZM142 153V154H144ZM172 153V152H171ZM223 153V152H222ZM221 153V154H222ZM259 153V152H258ZM90 154V155H89ZM87 156H91V153H89ZM98 154V153H97ZM115 154V153H113ZM149 154L148 152L146 153V155ZM231 153V155H233ZM236 154V153H235ZM241 154V153H240ZM247 154V152L245 153ZM254 154V153H253ZM81 156V154H79ZM86 155V154H85ZM85 155L83 157H85ZM93 155V154H92ZM100 155V154H98ZM136 155V154H135ZM165 155V154H164ZM223 157H225V154H222ZM230 155V154H229ZM242 155V154H241ZM130 156V155H128ZM139 156V155H138ZM157 156V155H156ZM163 156V155H162ZM213 156V155H212ZM47 157V156H46ZM104 157V156H103ZM127 157V156H126ZM131 157V156H130ZM129 157V158H130ZM172 157V158H171ZM171 157H168V154H167V158H171L173 161H176V157L173 158V156ZM187 157V156H186ZM190 157V156H189ZM188 157V161H190ZM192 157V156H191ZM195 156H193L194 158ZM198 157V156H196ZM227 157V156H226ZM231 158L233 156H230ZM236 157V155L234 156ZM239 157V156H238ZM237 157V158H238ZM241 157V156H240ZM239 157V158H240ZM30 158V157H29ZM45 158V157H43ZM73 158V156H72ZM105 158V157H104ZM141 158V156H140ZM154 158H155V152H154V155H147V156H142V160H141V163L143 161V163L145 165L147 164H152V167L155 166V164L157 166H159V168H163L162 167V164L164 163V161H166L167 159L166 158H163V161L161 159H156V161H154ZM157 158V157H156ZM160 158V157H158ZM192 158V159H193ZM199 158V157H198ZM221 158V157H219ZM236 158V159H237ZM238 158V159H239ZM241 158H244L243 155ZM251 158V157H250ZM249 158V159H250ZM256 158V157H255ZM13 159V158H12ZM39 159V158H38ZM128 159V158H127ZM136 159V158H135ZM139 159V158H138ZM165 159V160H164ZM170 159V160H171ZM208 158H206L204 161H207ZM230 159V158H229ZM233 159V158H232ZM235 159V158H234ZM40 160V159H39ZM47 160V159H46ZM45 160V161H46ZM121 160V159H120ZM171 160V161H172ZM195 160V159H194ZM193 160V161H194ZM219 160V159H218ZM217 160V161H218ZM227 160V159H226ZM255 160V159H254ZM258 159H256V162H257ZM50 161V160H49ZM123 161V159L121 160ZM128 161V160H127ZM131 161V160H130ZM172 161V163H173ZM192 161V160H191ZM189 162L190 165H192L193 167L196 165H193L191 163H194V162ZM203 161V162H204ZM216 161V162H217ZM222 161V160H221ZM259 161V160H258ZM43 164H41V160H40V164L39 166L35 165L33 167H30L29 169H26L23 171L24 175H29V174H32L33 177L31 178L32 181H34L36 183V186L35 184L33 183L32 185V188H36V189H33L31 190L32 193H37V194H42L41 195V199L39 200V203L36 204L33 203V204H36V208H35V211L37 212L38 211V215L36 214L37 217H35V219H33V221H30L31 225H29L28 223V226H31V227H28L29 229H32V230H38V227L40 226V228L42 227V225H45L47 222H48V219L51 218L53 220H57L59 218V216H63V214H69V215H64V217L66 216V218H71L73 217L72 219L75 220L74 222H76L77 220H80V218H84L86 219V216H89V214H87V212H89L88 208L84 207V209H82V206H76V205H73L72 204V201H70L69 199H62L60 198V194H57L53 191H56L57 188H62L64 189V191L66 192L65 194H68L70 193V191H68L66 188L68 186H62L61 183L60 185L57 184V182L55 181L54 183H51V181H54V180H57V176L59 173H62L61 171H58L55 173V166H46L44 164V161L42 160ZM75 162V160L73 161ZM208 162V161H207ZM210 162V160H209ZM246 162V161H245ZM262 162V161H261ZM260 161L257 162V163H261ZM46 163V162H45ZM95 163V162H94ZM137 163V162H136ZM157 163H160L161 165L157 164ZM166 163V162H165ZM178 163V161H177ZM176 162L174 164H177ZM196 163V162H195ZM206 163V162H205ZM256 163V164H257ZM264 163V162H263ZM38 164V163H36ZM128 164V163H127ZM198 164V163H197ZM201 164V163H200ZM199 164V165H200ZM216 163H214L213 165H215ZM228 164H231L228 163ZM247 163H245L246 165ZM16 165V164H15ZM140 165V164H139ZM138 165V166H139ZM198 165V166H199ZM207 165V164H206ZM220 165V164H219ZM223 165V164H222ZM243 165V164H242ZM261 164H259L258 166L260 167ZM164 166V165H163ZM169 166H170V163H169ZM181 166V165H180ZM201 166V165H200ZM204 166V164H203ZM232 165H230L231 167ZM262 166V165H261ZM62 167V166H61ZM69 167H71V165L68 166L67 169H69ZM127 167V166H125ZM145 167V166H144ZM166 168L167 165L165 166ZM172 167H175V165H172ZM187 167H190V166H187ZM196 167V166H195ZM194 167V168H195ZM202 167V166H201ZM205 167V166H204ZM202 167V168H204ZM220 167V166H219ZM227 167V166H226ZM16 168V167H14ZM74 168V166L72 167ZM76 168V167H75ZM121 168V167H120ZM118 168V169H120ZM143 168V167H142ZM157 168V167H156ZM170 168V167H169ZM177 168V169H176ZM176 171L180 169L179 165L176 167ZM183 168H186V167H183ZM199 168V172H200V167ZM207 168V167H206ZM205 168V172H206V175H207V169ZM4 169V168H2ZM23 169V168H22ZM58 169V168H57ZM61 169V168H59ZM123 169V168H122ZM146 169V168H145ZM149 168H147L148 170ZM155 169V168H154ZM174 169V168H173ZM172 169V170H173ZM174 169V170H175ZM187 169V168H186ZM189 169V168H188ZM197 169V168H196ZM219 169V168H218ZM220 169H222V167H220ZM236 169V168H235ZM54 170V173L53 175L51 174L52 171ZM65 170V169H64ZM117 170V169H116ZM182 170V169H181ZM214 170V169H213ZM224 169H222L223 171ZM233 170H234V166H233ZM237 170V169H236ZM235 170V171H236ZM246 170V169H245ZM251 170V169H250ZM73 171V169H72ZM71 171V172H72ZM117 171H120L121 173V169L120 170H117ZM116 171V172H117ZM156 171V170H155ZM168 171V170H166ZM202 171V170H201ZM218 172V170H216ZM221 171V170H220ZM226 171V169H225ZM249 171V169H248ZM252 171V170H251ZM264 171V170H263ZM116 172H106L107 174L104 175V173H102L103 175L99 174L100 177H97V181H95V179L93 180V176H92V184L93 182H97L98 184V188L99 190L101 191H104L106 189L105 186H109L107 187L108 189H106L105 191H108L110 192V190L112 189V185H114L115 181H116V178L118 179V173ZM123 172V171H122ZM141 172V171H140ZM148 172H150V170H148ZM170 172V171H169ZM183 172V170H182ZM195 172V171H194ZM213 172V171H212ZM215 172V171H214ZM216 172V173H217ZM227 172V171H226ZM64 173V172H63ZM77 173V172H76ZM79 173V172H78ZM147 173V172H145ZM152 173V172H151ZM157 173V171H156ZM155 173V174H156ZM180 173V172H179ZM186 173V172H184ZM188 173V172H187ZM201 173V172H200ZM203 173V172H202ZM228 173V172H227ZM226 173V174H227ZM240 174H242V172H239ZM255 173V172H254ZM261 172H258L257 174H255V177L256 175L260 174ZM124 174V173H123ZM210 174V173H208ZM232 174V173H231ZM230 174V175H231ZM234 174V173H233ZM43 175V180L41 182H39V178H41ZM79 175V174H78ZM82 175V174H81ZM80 175V176H81ZM126 175V174H125ZM136 175V174H135ZM134 175V176H135ZM174 175V174H172ZM179 175V174H178ZM189 175V174H187ZM197 175V174H196ZM201 175V174H200ZM236 175V174H235ZM250 176H252V174H249ZM249 175H241L243 176V178L240 177V179H242V183H246V184H242L241 182V186L243 185V187H246L248 185V182L249 180H251L250 182H252V178H254V176L250 177ZM131 176V175H130ZM151 175L147 176L146 180H145V183L146 184H150V183H154L155 181H153L151 178H150ZM167 176V175H166ZM176 176V174H175ZM184 176V175H183ZM195 176V174H194ZM212 177V175H210ZM229 176V175H228ZM240 176V175H239ZM250 178H249V177ZM260 176V175H258ZM23 177V176H22ZM27 177V176H26ZM70 177V176H69ZM119 177L121 178L122 175H119ZM126 177V176H125ZM146 176L144 175V178ZM180 177V176H179ZM187 177V176H186ZM202 177V175H201ZM209 177V176H208ZM208 180H211L212 178H208ZM216 177H219V176H216ZM221 177V175H220ZM219 177V178H220ZM232 178H234L233 176H231ZM230 177V178H231ZM72 178V177H71ZM127 178V177H126ZM125 178V179H126ZM158 178V176H157ZM185 178V177H184ZM197 178V177H196ZM229 178V177H228ZM229 178V179H230ZM246 178H249V179H246ZM59 179V178H58ZM66 179V178H65ZM83 179V178H82ZM122 179V178H121ZM124 179V180H125ZM129 179V177H128ZM180 179V178H178ZM183 179V177H182ZM188 179V178H187ZM193 179V178H192ZM190 179V180H192ZM238 179V177H237ZM246 179V180H244ZM260 178L258 177V179L256 180H259ZM27 180V179H25ZM60 180V179H59ZM70 180V179H69ZM127 180V179H126ZM132 180V178L130 179ZM137 180V179H136ZM167 179L165 178V181ZM171 180V179H170ZM232 180V184H233V180L234 179H231ZM244 180V181H243ZM31 181V182H32ZM65 180H63V183ZM74 181V180H73ZM120 181V179H119ZM123 181V180H122ZM185 182V179L183 180ZM193 181V180H192ZM199 181V180H198ZM197 181V182H198ZM240 181V180H239ZM254 181V180H253ZM263 181V180H262ZM77 182V179L76 181ZM87 182V183H86ZM85 184H83V189H89L87 186V184H91L89 183L90 180L86 181ZM127 182V181H125ZM124 182V183H125ZM132 182V181H131ZM131 182L129 184H131ZM135 182V181H134ZM169 182V181H168ZM172 182V181H170ZM187 182V180H186ZM196 182V181H194ZM196 182V183H197ZM201 183H203L202 181H199ZM213 182V181H212ZM231 182V181H230ZM255 182V181H254ZM67 183V181H66ZM183 183V182H182ZM205 183V182H204ZM238 183V182H237ZM257 183V181H256ZM259 183V182H258ZM6 184V183H5ZM16 184V183H15ZM141 185L143 184L142 182L140 183ZM163 184V182H162ZM168 184V187L169 186V183ZM187 184H189L187 182ZM222 184H224V182H222ZM255 184V183H254ZM261 184V183H260ZM18 185V184H17ZM119 185V184H118ZM127 185V183H126ZM151 185H154V184H151ZM171 185V183H170ZM179 185V184H178ZM234 185V184H233ZM240 185V184H239ZM237 187L238 189V193H239V188L241 186ZM10 186V185H9ZM8 186V188H10ZM121 186V185H120ZM135 186H136V183H135ZM144 186V184H143ZM156 186V185H154ZM159 186V185H158ZM184 186V185H183ZM196 186V184L194 185ZM198 186V185H197ZM196 186V187H197ZM211 186V185H210ZM215 186H216V183H215ZM220 185H217L216 187L218 188ZM251 186V185H249ZM249 186L247 187V189H249ZM254 186V185H253ZM255 186H259L258 184L255 185ZM254 186V188H256ZM5 187V186H3ZM92 187V186H91ZM129 187V185H128ZM131 187V186H130ZM129 187V189H130ZM134 187V186H133ZM137 187V186H136ZM133 188V189H136ZM139 187V185H138ZM160 187V186H159ZM167 187V186H166ZM176 187V186H175ZM199 187V186H198ZM81 188V186H80ZM97 188V186H96ZM127 188V187H126ZM148 188V187H147ZM155 188V187H154ZM161 188V187H160ZM163 188V187H162ZM171 189L172 186L170 187ZM177 188V187H176ZM191 188V186H190ZM209 188H213V187H209ZM233 188V186H232ZM235 188V187H234ZM253 188V189H254ZM7 189V188H6ZM12 189V187H11ZM120 189V188H119ZM139 190V188H137ZM166 189V188H165ZM199 191H201L200 188H198ZM215 189V188H214ZM230 190V193L232 196H234L233 194L235 193L236 194V191L234 189H231L229 188ZM236 189V190H237ZM242 189V187H241ZM252 189V187H251ZM250 189V190H251ZM18 190V189H17ZM16 190V191H17ZM42 190L44 191L42 193ZM71 190V189H70ZM78 190V189H77ZM94 189L91 190V192L93 191ZM120 190H123V189H120ZM131 190V189H130ZM137 190V191H138ZM143 190V189H142ZM158 190V189H156ZM155 190V192H156ZM175 190V189H174ZM178 190V189H177ZM207 190V189H206ZM205 190V192H206ZM228 190V189H227ZM235 192H234V191ZM90 191V190H89ZM125 191V190H124ZM141 191V189H140ZM144 191V190H143ZM170 191V190H169ZM168 191V192H169ZM184 191V190H183ZM186 191V190H185ZM184 191V193H185ZM194 192V190H192ZM224 191V190H223ZM252 191V190H251ZM76 192V191H75ZM95 192V190H94ZM99 192V191H98ZM132 191H130L129 193H131ZM154 192V191H153ZM196 192V190H195ZM194 192V193H195ZM203 192V190H202ZM220 192V191H218ZM225 192V191H224ZM227 192V191H226ZM234 192V193H233ZM245 192V190H244ZM6 193V192H5ZM10 193V192H9ZM63 193V192H62ZM72 193V192H71ZM78 193V192H77ZM107 193V192H106ZM125 193V192H124ZM127 192V195L129 194ZM135 193L136 190H135ZM144 193V192H143ZM149 193V192H148ZM179 193V192H177ZM214 193V192H213ZM237 193L236 197L239 195ZM12 194V192L10 193V195ZM82 194V193H81ZM99 194V193H98ZM121 194V193H120ZM126 194V193H125ZM124 194V195H125ZM139 194V191L138 193ZM136 194V197L138 198V195ZM141 194V193H140ZM139 194V195H140ZM147 192L144 194L146 195ZM205 194V193H204ZM209 195L210 194V191L209 193H206V195ZM228 196H229V192L226 193ZM248 194V193H247ZM29 195V194H28ZM96 195V194H95ZM99 195H103V194H99ZM105 195V194H104ZM103 195V197L105 198V196ZM118 195V194H117ZM133 195H134V192H133ZM151 195V193H150ZM162 195V194H161ZM170 195V193H169ZM178 196V194H175ZM180 195V194H179ZM202 195V194H201ZM211 195V194H210ZM221 195V194H220ZM231 195H230V198H226V201L225 199L224 200H217L219 202L217 203H213L211 205L207 204L209 200H207L205 203L206 205L203 206L202 210L199 211V214L194 216L192 215V217L190 218V222L188 224H185L184 225V229H179L178 227V231L176 230H172L171 232L167 229V225H165L163 220L167 221V219H169L170 217V214H168L167 212H165V214L160 217L159 221L157 219V222H153V225L154 226H150V228H148L146 230V232H140L138 237L143 233L145 234V236H141V238L139 237L138 238V241L139 242H136V243H132V246L130 248H127V249H123V247L121 248H118L120 250V258L121 259H125L126 261H128L130 264H264V186L261 188V189H256L255 192L251 195L250 199H248L247 201L243 202V203H239V206L235 207V208H232V210H229L228 209V203L229 201H233L231 198ZM12 196V195H11ZM9 197L10 199L12 197ZM62 196V195H61ZM68 196V195H67ZM71 196V194L69 195ZM93 196V195H92ZM91 196V197H92ZM108 196V194H107ZM106 196V197H107ZM130 196V194H129ZM135 196V195H134ZM142 195H140V198H141ZM147 198L148 197H151L149 195H146ZM158 196V195H157ZM163 196V195H162ZM166 196V195H165ZM174 196V195H173ZM185 196V195H184ZM190 196V195H189ZM217 196V195H216ZM215 196V197H216ZM245 196V195H244ZM247 196V195H246ZM14 197V196H13ZM40 197V196H39ZM96 197V196H95ZM98 197V196H97ZM125 197L128 199V197L125 195ZM131 197V196H130ZM133 197V196H132ZM164 197V196H163ZM167 197V196H166ZM171 197V196H170ZM176 197V196H175ZM183 197V196H182ZM204 197V196H203ZM202 197V198H203ZM209 197V196H208ZM213 197V196H212ZM211 197V198H212ZM223 197V195H222ZM220 196V198H222ZM242 197V196H241ZM4 197H2L3 199ZM19 198V197H18ZM17 198V199H18ZM23 198V197H22ZM93 198V197H92ZM121 198V197H120ZM124 198V197H123ZM135 198V197H133ZM137 199V200H140V202L142 201L141 199ZM146 198V199H147ZM154 198V197H153ZM187 198L189 199L190 197L187 196ZM194 198V197H193ZM201 198V197H200ZM206 198V197H205ZM204 198V199H205ZM209 198V199H211ZM218 198V197H217ZM219 198V199H220ZM224 198V197H223ZM240 198V197H239ZM20 199V198H19ZM38 199V198H37ZM36 199V200H37ZM98 199V198H97ZM107 199V198H106ZM151 199V198H150ZM157 199V198H156ZM159 199V197H158ZM167 199H169L167 197ZM179 199V198H178ZM184 199V197H183ZM187 199V200H188ZM233 199L235 200V198L233 197ZM241 199V198H240ZM240 199H238V201H240ZM246 198H244L245 200ZM5 200V203H6V198H4ZM13 200V199H11ZM101 200V199H100ZM129 200V199H128ZM132 200V199H131ZM161 200V199H160ZM158 200V201H160ZM190 200V199H189ZM188 200V201H189ZM212 200V199H211ZM211 200L209 202H211ZM242 200V199H241ZM21 201V200H20ZM99 201V199H98ZM106 201V200H105ZM121 201V199H120ZM146 201H149V200H146ZM154 201V200H153ZM152 201V202H153ZM157 201V202H158ZM163 201V200H162ZM167 201V200H166ZM170 201V200H168ZM175 201V200H174ZM204 201V200H203ZM243 201V200H242ZM2 202V201H1ZM4 202V201H3ZM11 202V201H10ZM23 202V201H22ZM21 202V203H22ZM26 202V201H25ZM33 202V201H32ZM119 202V201H118ZM131 202V201H130ZM137 202V201H136ZM139 202V201H138ZM139 202V203H140ZM151 202V200H150ZM155 202V201H154ZM177 202V201H176ZM179 202V201H178ZM202 202V201H201ZM241 202V201H240ZM75 203V202H74ZM83 203V202H82ZM170 203V202H169ZM174 203V202H173ZM187 203V202H185ZM204 203V204H205ZM232 202H230V205H231ZM238 203V202H237ZM236 203V204H237ZM28 205V203H26ZM32 204V203H31ZM153 204V203H151ZM156 204V203H155ZM159 204L162 206V207H167L166 204L165 206H163V204H161L159 202ZM175 204V203H174ZM173 204V206H174ZM177 204V203H176ZM233 204V203H232ZM235 204V205H236ZM10 205V204H9ZM26 205V207H28ZM117 205V204H116ZM124 205V204H123ZM150 205V204H149ZM172 205V203H171ZM188 205V204H187ZM238 205V204H237ZM8 206V205H7ZM13 206V205H12ZM94 206V205H93ZM97 206V205H95ZM141 206V205H140ZM155 206V205H154ZM160 206V208L162 209V207ZM178 206V204H177ZM186 206V205H185ZM5 207V205L3 206ZM10 207V206H9ZM25 207V206H24ZM102 207V206H101ZM129 207V206H128ZM172 207V206H171ZM191 207V206H190ZM230 207V206H229ZM7 208V207H6ZM15 208V207H14ZM21 208V207H20ZM33 208V207H32ZM33 208V209H34ZM107 208V207H106ZM110 208V207H109ZM157 208V207H155ZM159 208V209H160ZM164 208V209H165ZM168 208V207H167ZM170 208V206H169ZM187 208V207H186ZM189 208V207H188ZM24 210H26L25 208H23ZM31 209V208H30ZM121 209V208H120ZM154 209V208H153ZM160 209V210H161ZM170 209H173V208H170ZM2 210H5V209H2ZM23 210V211H24ZM29 210V209H28ZM124 210V209H123ZM143 210V209H142ZM141 210V211H142ZM163 210V209H162ZM168 210V209H167ZM188 210V209H186ZM197 210V209H196ZM194 210V211H196ZM1 211V210H0ZM12 211V210H11ZM27 211V210H26ZM31 211V210H30ZM132 211V210H131ZM165 211V210H164ZM173 211V210H171ZM189 211V210H188ZM193 209L191 211V213H194ZM198 211V210H197ZM2 212V211H1ZM0 212V213H1ZM29 212V211H28ZM140 212V211H138ZM148 212V211H147ZM162 212V211H161ZM178 212L180 213L181 211L178 210ZM177 212V213H178ZM190 212V211H189ZM10 213V212H9ZM13 213V212H11ZM118 213H124V212H118ZM127 213V212H126ZM3 214V212H2ZM1 214V215H2ZM117 214V213H116ZM128 214L131 215V212H129ZM127 214V215H128ZM133 214V213H132ZM136 214V213H135ZM182 214V212L180 213ZM8 215V213H7ZM29 214H27L28 216ZM73 215V216H72ZM91 215V214H90ZM125 215V213H124ZM129 215V216H130ZM134 215V214H133ZM157 216H160L159 215V212L156 213ZM31 216V215H29ZM34 216V215H33ZM102 216V215H101ZM136 216V215H135ZM172 216V215H171ZM178 216V215H177ZM176 216V217H177ZM191 216V215H190ZM1 217V216H0ZM26 217V215H25ZM92 217V216H91ZM126 217V216H125ZM173 217V216H172ZM182 217V215H181ZM65 218V219H66ZM88 218V217H87ZM94 218V217H93ZM121 218V217H120ZM133 220L132 222L135 223V218L134 216H132ZM6 219V218H5ZM9 219V218H8ZM71 219V220H72ZM89 219V218H88ZM96 219V218H95ZM144 219V218H143ZM31 220V219H30ZM63 220V219H62ZM94 220V219H92ZM125 220V219H124ZM123 220V221H124ZM128 220V219H127ZM131 220V219H130ZM156 221V218L154 219ZM153 220V221H154ZM59 221V220H58ZM57 221V222H58ZM65 221V220H64ZM63 221V222H64ZM67 221V220H66ZM126 221V220H125ZM71 222V221H69ZM131 222V221H130ZM144 222V220H143ZM164 222V223H163ZM170 222H172L170 220ZM227 222V223H226ZM78 223V222H77ZM139 223V222H137ZM49 224V223H47ZM46 224V225H47ZM87 224V223H86ZM129 224V222H128ZM170 224V223H169ZM172 224V223H171ZM5 225V224H4ZM75 225V224H74ZM73 225V226H74ZM105 225V224H104ZM130 225V224H129ZM134 225V224H133ZM139 225V224H138ZM141 226H138L137 227V224L135 227H132L134 228L133 230L131 231H127V233L131 234V233H135L138 228L140 229L142 226H144L142 223H140ZM38 226V227H37ZM77 226V225H76ZM173 226H175L173 224ZM180 226V225H179ZM59 227V226H58ZM80 228V224L78 226ZM127 227V226H126ZM44 228V227H43ZM98 228V226H97ZM102 228V227H101ZM130 228V227H129ZM160 228L161 229V232H157L156 229ZM42 229V228H41ZM72 229V228H71ZM99 229V228H98ZM103 229H104V226H103ZM173 229V228H172ZM107 229H104V232H105V236H106V231ZM116 230V229H115ZM145 230V229H144ZM159 230V229H158ZM19 231V230H18ZM24 231V230H23ZM102 231V230H100ZM110 231V230H109ZM76 232V231H75ZM93 232V230H92ZM96 232V230L94 231V233ZM98 232V231H97ZM96 232V235L99 233ZM24 233V232H23ZM31 233V232H29ZM126 233V232H125ZM102 234V233H101ZM137 234V233H136ZM135 234V235H136ZM94 235V234H93ZM95 235V236H96ZM103 235V234H102ZM116 235V233H115ZM119 235V234H118ZM134 235V236H135ZM19 236V235H18ZM92 236V235H91ZM104 236V237H105ZM117 236V235H116ZM137 236V235H136ZM64 237V236H63ZM128 238V235L126 236ZM17 238V237H16ZM36 238V237H35ZM135 238V237H134ZM59 239V238H58ZM72 239V238H71ZM98 239V238H96ZM95 239V240H96ZM108 239V238H107ZM122 239V238H121ZM130 239V238H128ZM127 239V240H128ZM46 240V238H45ZM114 240V239H113ZM10 241H13V240H10ZM19 241V240H18ZM130 241H133V239H131ZM1 242V241H0ZM24 242V241H23ZM94 242V240H93ZM102 242V241H101ZM120 242V241H119ZM16 243V242H15ZM20 243V242H19ZM26 243V241H25ZM68 243V242H67ZM123 243V242H122ZM22 244V242H21ZM104 244V243H103ZM8 245V244H7ZM72 245V244H71ZM76 245V244H75ZM74 245V246H75ZM70 246V245H69ZM95 246V245H94ZM121 246V245H120ZM119 246V247H120ZM73 247V246H72ZM71 247V248H72ZM97 246H95L96 248ZM105 247V246H104ZM103 247V248H104ZM113 247V246H111ZM70 248V247H69ZM75 248V247H73ZM106 248V247H105ZM63 249V247H62ZM77 250V248H75ZM112 248H110L111 250ZM131 249V250H130ZM75 250V251H76ZM109 250V252H110ZM21 251V250H20ZM62 251H65V250H62ZM62 251L60 252V255H62ZM73 251V249H72ZM74 251V252H75ZM79 251V250H78ZM98 251V250H97ZM102 251V250H101ZM114 251V250H113ZM117 251V250H116ZM115 251V252H116ZM69 252V251H68ZM26 253V252H25ZM67 253V252H66ZM102 253V252H101ZM76 254V253H75ZM107 254V253H106ZM105 252L103 251V255H99L98 258H97V262L96 264H111V262L105 257ZM115 254V253H114ZM28 255V254H27ZM54 255V254H53ZM108 255V254H107ZM106 255V256H107ZM32 256V255H31ZM46 256V255H45ZM63 256V255H62ZM116 256V254H115ZM114 256V257H115ZM36 257V255H35ZM70 257V256H69ZM46 258V257H45ZM63 258V257H62ZM119 258V259H120ZM83 259V258H82ZM111 259V258H110ZM93 260V259H92ZM133 260H136L137 263H134ZM69 261V260H68ZM80 261V260H79ZM60 264L62 263L61 260L59 261ZM85 262V260H84ZM46 263V262H45ZM71 263V261L69 262V264ZM93 263V261H92ZM126 263V262H124ZM63 264V263H62ZM78 264V263H77Z\"/></svg>",
    "mask_w": 264,
    "mask_h": 264
}]
</instances>
